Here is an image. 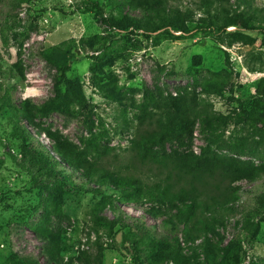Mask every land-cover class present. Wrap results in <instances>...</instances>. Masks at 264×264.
Returning a JSON list of instances; mask_svg holds the SVG:
<instances>
[{
    "label": "rangeland",
    "instance_id": "rangeland-1",
    "mask_svg": "<svg viewBox=\"0 0 264 264\" xmlns=\"http://www.w3.org/2000/svg\"><path fill=\"white\" fill-rule=\"evenodd\" d=\"M157 1L0 0V264H264V172L237 181L235 213L207 216L208 231L190 240L166 201L42 181L21 154L18 124L48 149L57 139L150 183L156 166L132 141L183 107L194 114L187 132L146 150L264 169V0ZM126 16L141 26L128 28ZM69 41L68 76L86 105L43 115L58 73L42 52ZM136 225L166 239L173 259L146 239L140 262L129 255Z\"/></svg>",
    "mask_w": 264,
    "mask_h": 264
},
{
    "label": "trees",
    "instance_id": "trees-1",
    "mask_svg": "<svg viewBox=\"0 0 264 264\" xmlns=\"http://www.w3.org/2000/svg\"><path fill=\"white\" fill-rule=\"evenodd\" d=\"M141 6H147L149 0H133ZM158 3L157 0H153ZM167 3L166 0H163ZM164 2L161 5L164 6ZM152 5V4H151ZM150 6V5H149ZM130 23L128 28L140 27L141 21L125 17ZM120 24V25H119ZM172 24V23H171ZM114 27L126 29L123 24ZM176 33H185L184 25L172 24ZM250 31H263L261 28L244 26ZM264 33V32H262ZM73 43L64 42L42 52L43 58L52 65L58 79L55 84V99L42 106L41 113L69 114L72 104L79 107L86 105V97L78 81H73L68 74L72 68V61L68 58ZM200 59V58H199ZM20 71V68L18 67ZM258 107V105H257ZM194 114L188 108L180 107L173 111L167 119H160L157 128L140 134L132 142L133 151L143 163L149 161L156 166L158 174L153 182H145L132 174H122L101 165L100 161L92 162L88 150H80L77 146L66 144L55 139V146L48 149L34 139L31 133L22 125L17 126L21 131V154L42 181H49L67 187L77 180L84 187H96L112 190L122 195L130 202L164 200L168 205L177 209L176 217L186 227V236L190 240L208 231L207 216H224L235 213L236 189L234 184L241 179L258 176L264 172L248 162L223 158L216 154L204 157L187 153L179 157L161 155L153 150H146V146L164 148L169 142L180 138L187 132ZM264 147V139L262 143ZM110 198V197H109ZM264 208V196L259 198ZM182 206V208L179 207ZM140 234H139V233ZM148 240L152 248L158 247L164 253L166 260H172L177 254L166 239L156 237L144 226L136 225L134 238H126L129 244V255L140 262L138 258L139 245ZM230 244L226 249V256L232 250ZM21 264H38L35 259L27 258Z\"/></svg>",
    "mask_w": 264,
    "mask_h": 264
}]
</instances>
